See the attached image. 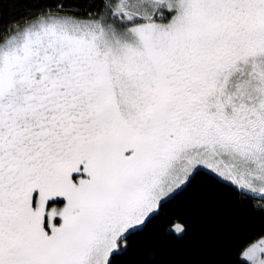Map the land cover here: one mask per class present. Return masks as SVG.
I'll return each mask as SVG.
<instances>
[{
    "label": "snow or ice",
    "instance_id": "obj_1",
    "mask_svg": "<svg viewBox=\"0 0 264 264\" xmlns=\"http://www.w3.org/2000/svg\"><path fill=\"white\" fill-rule=\"evenodd\" d=\"M0 264H264V0H0Z\"/></svg>",
    "mask_w": 264,
    "mask_h": 264
},
{
    "label": "trees",
    "instance_id": "obj_2",
    "mask_svg": "<svg viewBox=\"0 0 264 264\" xmlns=\"http://www.w3.org/2000/svg\"><path fill=\"white\" fill-rule=\"evenodd\" d=\"M16 2L23 4L24 0H16ZM242 214H243L242 211H237L231 214L224 213L223 214L224 218L219 222L220 227L224 230L225 233H227L233 227V224H234L233 217L242 215Z\"/></svg>",
    "mask_w": 264,
    "mask_h": 264
}]
</instances>
